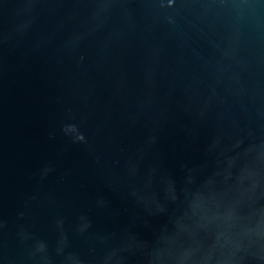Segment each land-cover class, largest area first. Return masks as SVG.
Returning a JSON list of instances; mask_svg holds the SVG:
<instances>
[{"label":"water","instance_id":"1","mask_svg":"<svg viewBox=\"0 0 264 264\" xmlns=\"http://www.w3.org/2000/svg\"><path fill=\"white\" fill-rule=\"evenodd\" d=\"M0 264H264V0H0Z\"/></svg>","mask_w":264,"mask_h":264}]
</instances>
